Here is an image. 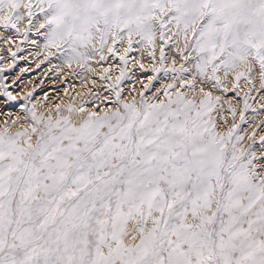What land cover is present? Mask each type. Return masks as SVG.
Instances as JSON below:
<instances>
[{
  "label": "snow or ice",
  "instance_id": "1",
  "mask_svg": "<svg viewBox=\"0 0 264 264\" xmlns=\"http://www.w3.org/2000/svg\"><path fill=\"white\" fill-rule=\"evenodd\" d=\"M37 10L44 48L69 66L127 40L126 66L134 37L155 59L158 36L161 65L172 42L193 63L182 87L207 77L226 93L218 73L238 88L257 64L264 84V0H0V27L19 35L26 20L27 39ZM124 75L110 111L33 106L29 127L0 131V264H264V174L237 125L218 132L221 98L169 84L165 100L122 101Z\"/></svg>",
  "mask_w": 264,
  "mask_h": 264
},
{
  "label": "bare ground",
  "instance_id": "2",
  "mask_svg": "<svg viewBox=\"0 0 264 264\" xmlns=\"http://www.w3.org/2000/svg\"><path fill=\"white\" fill-rule=\"evenodd\" d=\"M38 20L42 21L43 16L39 15ZM24 27L25 25H23L22 22L20 24L21 30L24 29ZM44 31L45 29L41 30V28H39V23L34 29L29 31V35H28L29 44L28 46H26V48L28 47L31 50H34L33 53L35 55L31 56V58L34 57L33 60L38 59V61H44V59L48 58L46 64L52 65L50 66L52 67V69L48 71L51 73L46 76V78L49 77L48 80L46 79L44 85L40 84L41 78L40 80L38 78L44 76V74H41L40 72L32 74V71L37 69H33V67H31L33 66V64L32 65L26 64V62L28 61L25 60L27 57L24 56L26 55L24 53L20 57L21 60L19 63V70L17 71V75L20 74V72L23 70L26 73L23 76V79L20 80L19 85H15L16 88H19L20 86L21 88L17 90V93L14 92L11 93V96H15V94H20V93L28 94L31 92L33 88V80L34 81L38 80L36 82V87L41 86V88L37 92L38 94L34 99V103H35L34 107L36 108L37 113L40 112L47 114H49L50 112L56 113V110L59 107L61 110L60 112L61 115H69L67 109L68 106H72L74 110L72 113L73 120H77L80 118V114L75 111L76 109L83 108L85 112H96V113L101 112L103 109L108 111L112 110L113 108L116 107V104L114 103L116 102L115 91L110 89L109 85L116 82L117 78L121 76L122 70L125 71V75L123 77V79L125 78L124 79L125 85L123 86L125 94H124V98H122V101H131L133 99L137 100L138 99L137 96L139 95V93H141V91L144 90L147 85L149 87L150 84H152V81H153L152 92L147 96L148 98L150 97L152 99L156 97V95H158L159 92H161L159 96L163 98L164 97L163 93L167 89V86L169 84H174L175 87L169 90L172 95H174L177 91H180L186 94L189 99H194L196 101H199L203 96V93L200 91L201 87L204 89V92H207V90H209V87L211 86L210 85L211 82L207 84L208 86L202 85V83L207 82L206 80L207 78L205 79V81L199 82L198 77H196L197 86L194 90L182 87L181 78L183 80L193 79V76L191 74L193 70L190 69L191 67L190 68L187 67L189 69V72L183 74H180L178 71L177 73H171L170 71L165 73L163 71V73L161 72L160 74L158 72L157 74H159V76L157 77L156 80H153V77L157 76V74L156 75L152 74V71L149 69V67L150 66H152L151 68L155 66L158 67L159 65H161V63L159 62L158 59H156V57L155 59L153 58L149 59L148 56L150 55H145V52L141 51V49L139 51L135 47V45H132V50L127 53L128 62L127 65L125 66V64L120 59H118L117 56L125 55V48H127V40H125L123 43L120 44L118 48H116L117 54H114L113 56H111L112 54L111 55L107 54L106 53L107 50H105L104 60L99 59L98 55H96L90 60V64L81 66L77 62L73 61L69 66V63L62 58L61 53L57 52L55 48H50V49L44 48L45 41L41 35L37 34L38 32L42 33ZM19 37L20 36L17 35L15 32H13V30H5L4 28L0 27V39H2L0 43L1 44L0 48L2 49L9 48V50H11L12 48L15 47L17 43L16 40H18ZM160 44L161 41H159L158 39V48H157L158 54L160 53L159 52ZM169 46L170 48L166 50L169 57L168 59H166L167 62H164L162 66H166L168 64V66H170L171 69L172 66L171 61L175 57L176 50L173 47V45L170 44ZM1 54L4 55L2 56L0 55L2 57L0 59V65H2L1 68H5L11 62V61H7L9 60L7 57L9 52H7L6 50L3 51V53ZM37 54L38 55L42 54V56L40 58H35ZM44 56L46 58H44ZM141 65H143V67H141ZM253 72L255 74L249 76L253 77V79L255 80V85L259 86L260 80L256 78L257 77L256 70H253ZM101 73L106 74L108 76L106 78H100V77L97 78L96 76L101 75ZM17 75H11L12 81L16 79ZM229 75H230V77L228 76L229 80L227 79L228 85L232 87L231 84L234 83L232 77L233 74L231 73ZM105 79L107 80V82L102 85ZM242 82L243 85L245 84V86L248 87L249 84H247L245 81ZM211 93L213 97L219 96L221 98L219 106L215 107L214 111L219 110L221 112L224 111L223 108L227 105L236 107V105L241 104V100L237 99L235 97L236 95L233 94L227 95L225 92L221 91L220 89L216 90L214 84ZM89 95L90 98L88 99L87 97ZM260 97H262L264 100V92L260 91ZM260 106L261 109L258 111L261 110L264 111V104ZM6 119H8L7 121L9 122L10 129H14V127L18 125L21 126L22 121L20 120V115L18 111L15 110L13 112L12 110H9L8 107L7 110H4L0 106V120L6 121Z\"/></svg>",
  "mask_w": 264,
  "mask_h": 264
},
{
  "label": "rangeland",
  "instance_id": "3",
  "mask_svg": "<svg viewBox=\"0 0 264 264\" xmlns=\"http://www.w3.org/2000/svg\"><path fill=\"white\" fill-rule=\"evenodd\" d=\"M39 15L40 14H39V12L37 10V16H36L35 21H34L35 27L37 26V24L39 22H41L40 20H38V16ZM23 25H25V27H24V29L21 30V33L19 34L20 37L18 38V40H16L17 43H16L15 47L12 48L11 50H9V48H7V49L0 48V55L1 56L4 55V54H1V53H3V51L7 50V52H9V54L7 56L9 60H7V61H11L10 64H8L5 68H1L2 65H0V104H1L0 106L4 110H7V107H8L9 110H12L13 112L15 110L18 111V113L20 115V120L22 122H21V126L18 125L16 127H14V129H10L9 122L7 121L8 119H6V121L5 120H0V131H2L4 129V127L7 125L9 132H15L17 130H21V128L29 127L31 125V123H32V121L28 118L27 113L24 111V109L25 108H32L33 106H35L34 99H35L36 95L38 94L37 92L41 88V86L40 87H36V82L38 80H35V81L33 80V88H32V90L30 92L31 93L30 96H29V93L28 94H26V93H24V94H22V93L15 94V96H12V97H14V99H9V96H8V93H10V94L12 92L17 93V90H19L21 88V86L19 88H16L15 85H19L20 80L23 79V76L26 73L23 70V71L20 72V74L17 75V71L19 70V63H20V60H21L20 57L25 53L26 55H24V56H26L27 58L26 59L24 58V59L26 61H28V62H26V64L27 65H29V64L32 65L33 64V66H31V67H33V69H37V70H33L32 74L33 73H38V72H40L41 74H44V76L38 78L39 80L41 78L40 84H43V85L45 84L46 79L48 80V78H49V77L46 78V76L51 73V72H48V71L52 69V67H50L52 65H47L46 64V62L48 61V58H46L45 56H44V58H46V59H44V61H38V59L33 60L34 57L31 58L32 55H35L33 53L34 50H31L28 47L26 48V46H28V44H29L28 43L29 42V38L27 36V39H25V37L23 35L24 30L27 27V21L26 20L23 22ZM41 30H44V29H41ZM13 32H15V31L13 30ZM33 34H35V33H33ZM28 35H29V33H28ZM169 36H171V33H169ZM138 39H139L138 37H134L133 45H135V47L139 51H140V49H141V51H144L145 55H150L149 51H152L151 47L136 43L135 40H138ZM158 39H159V37L157 36L156 48H155L156 56L155 57L161 63V61H160V53L159 54L157 53ZM1 41H2V39H0V43H1ZM162 43L163 42L161 41V44L159 46V52H160V47H161ZM120 44L121 43H117L115 45V48H118L120 46ZM170 44L173 45V47L176 50L175 57L171 61V64H172L171 69L173 67V68H176L177 71H178L182 66L186 67V68L187 67H189V68L191 67L190 69L193 70V72H194L195 69L193 67V63H192V66H191V63H188V62H186L185 60H183L181 58L180 53L178 51L177 44H175V42H172ZM170 44L164 45V52L168 48H170V46H169ZM23 46H24V48H23ZM0 47H1V44H0ZM179 47L180 48L183 47V41L182 40L179 43ZM30 51H32V52H30ZM13 53H15V56H13ZM106 53L111 55V53H108V52H106ZM104 55H105V53H104ZM113 55L114 54H112L111 56H113ZM1 56H0V59L2 58ZM41 56H42V54H39V55L37 54L35 56V58H40ZM165 56L168 59L169 56H168L167 51L165 52ZM119 57L120 56H117L118 59H120ZM148 57H149V59L152 58L151 56H148ZM98 58L100 59L99 55H98ZM165 62H167V60ZM88 64H90V61L88 62ZM47 67H50V68H47ZM151 67L152 66H150L149 69L152 71L153 68H151ZM155 67H157V66H155ZM158 67H163L165 69L167 68L171 73H173L171 71V69H170V66H168V64L166 66L159 65ZM254 70H256V74H257L256 78L258 80H260L258 64L254 67ZM161 72L163 73V71H160L159 74ZM152 74L156 75L157 72H153L152 71ZM159 74H157V76H155L156 78L153 77V80H156L157 77L159 76ZM229 74H231V73H229ZM232 74H233L232 77H233L234 83L231 84L232 85V87H231V86L228 85V80H229L230 75H228L229 76L228 78H225L223 72L218 73V75H220L221 79L225 81L224 87H227V89H228L226 94L227 95H231V94L236 95L235 97L237 99L241 100V104L240 105H236V107H234V106L232 107L231 105H227V106H225L223 108L224 111H221V112L219 110L213 111L212 112V117L216 120V122H217V130L220 133L227 132L233 126V124L237 125L238 134L243 137V139L240 141V146H242L245 149H248L249 146L251 145L250 152L255 154L256 158L254 160V164L256 165L257 171H258V173L261 172L260 174H264V166H263L264 165V141H262V138H264V129H263L264 128V126H263L264 125V115H263L264 111H262V110L258 111V110L261 109L260 105L264 104L263 98L260 97V91L264 92V84H262V82L260 80V85L256 86L255 85V80L253 79V77L248 76L247 79L241 78L242 81H245L247 84H249L248 87L245 86V84L243 85V82L240 80L238 82L239 83V87L237 88V87H235L237 82L234 79V73H232ZM252 74H255V73L252 72L249 75H252ZM11 75H17L16 79L12 81ZM107 76L108 75L101 73V75H98L96 77L97 78L98 77L106 78ZM206 78L207 77H205L203 80H201V78L198 77V79H199L198 81L199 82L205 81ZM124 79L120 80L118 88L116 89V90H119L121 92V99L124 98V94H125L124 93V88H123V86L125 85ZM206 80H207V82L202 83V85H207L209 82H211V84H210L211 86L209 87V90H207V92H211L214 82L209 80L208 78ZM106 82H107V80L105 79L103 81L102 85L104 83H106ZM115 83L116 82H114L113 84H115ZM152 86H153V81H152V84H150L149 87L147 85L145 87V89L141 91V93H143V98L147 99L149 101L153 100L152 98H150V97L148 98L147 97L152 92ZM258 87H260V88H258ZM215 88H216V90L220 89L222 91L221 88H217V87H215ZM141 93H139V95L137 96L138 97V99L136 100L137 104H139V102H140ZM160 94H161V92H159V94L156 95V97H158V100L159 101L165 100L166 97L164 96L162 98L161 96H159ZM87 98L89 99L90 95ZM4 99H6V100H4ZM3 100H4V102H3ZM245 101L247 102V105H248L247 108H245ZM5 102H7V103H5ZM156 102H158V101H156ZM198 102L199 101H197V103ZM81 103H82V101H81ZM114 103L116 104V102H114ZM218 106H219V104H217L215 107H218ZM116 107H117V104H116ZM230 107L231 108H235V110H236L235 115H233L232 112L229 110ZM35 111H36V108H35ZM104 111H108V110L103 109L101 112H98L97 114H102ZM41 113H43V112H40V113H37V114H41ZM43 114L47 115V113H43ZM49 114H51L53 117H55L57 113L50 112ZM241 115H243V120H241ZM34 139H35V137H34Z\"/></svg>",
  "mask_w": 264,
  "mask_h": 264
}]
</instances>
